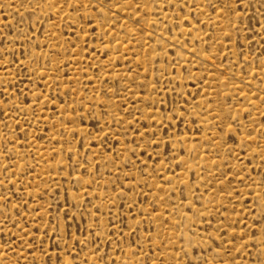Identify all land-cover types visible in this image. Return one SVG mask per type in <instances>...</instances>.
Here are the masks:
<instances>
[{
    "label": "rangeland",
    "instance_id": "1",
    "mask_svg": "<svg viewBox=\"0 0 264 264\" xmlns=\"http://www.w3.org/2000/svg\"><path fill=\"white\" fill-rule=\"evenodd\" d=\"M0 264H264V0H0Z\"/></svg>",
    "mask_w": 264,
    "mask_h": 264
}]
</instances>
